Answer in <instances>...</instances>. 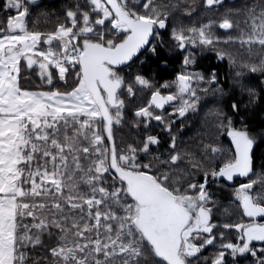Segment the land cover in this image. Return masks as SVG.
I'll list each match as a JSON object with an SVG mask.
<instances>
[{"label":"snow or ice","instance_id":"6c2138e0","mask_svg":"<svg viewBox=\"0 0 264 264\" xmlns=\"http://www.w3.org/2000/svg\"><path fill=\"white\" fill-rule=\"evenodd\" d=\"M3 10L0 264H264V0Z\"/></svg>","mask_w":264,"mask_h":264},{"label":"trees","instance_id":"16d2710c","mask_svg":"<svg viewBox=\"0 0 264 264\" xmlns=\"http://www.w3.org/2000/svg\"><path fill=\"white\" fill-rule=\"evenodd\" d=\"M53 1V2H52ZM67 2V0H42V5L44 7H51L53 9L59 10L62 8V6ZM246 2H249V0H238V2L234 3H229L227 2L230 6L232 4H235L237 7L245 4ZM4 1L0 0V24L6 22L7 15L6 12L3 10L4 7ZM55 25V22H46L45 18L39 15L38 10H33V16L32 19L29 21V27L33 30H41V31H46V30H51ZM213 64L211 63V66ZM228 66L227 63H224V70L223 72H228ZM256 80H253V83H256ZM22 83L25 85V87H31L35 88L37 84L36 77L31 78V83L28 81H22ZM209 108H211V105H209ZM248 119L253 127H259L262 123H264V112L260 111H251ZM205 120L211 121L212 116L208 114L207 109L205 110V114L200 116V123L197 124L199 126L200 132L203 131L202 125L204 124Z\"/></svg>","mask_w":264,"mask_h":264},{"label":"flooded vegetation","instance_id":"af4514ba","mask_svg":"<svg viewBox=\"0 0 264 264\" xmlns=\"http://www.w3.org/2000/svg\"><path fill=\"white\" fill-rule=\"evenodd\" d=\"M3 1L6 3V0H3ZM226 2L234 3V2H238V0H226ZM3 9H4V7H3ZM6 14H8V13L6 12ZM200 63L203 64L205 67H212V66H215L217 62L215 61V59L213 57V54L209 52V53H206L201 58ZM211 63L213 64L212 66H211ZM171 68H174V69H177V70L179 69V61H178V59L171 64ZM223 70H224V65L220 69V71L223 72ZM169 78H171V77L169 76ZM198 133H200L199 126H197V124H194V122H189V126L186 127L184 129V132L181 133L180 135L183 137L185 142H195V139L197 138V134ZM221 142L223 143V145L226 148L227 147H231L230 140L228 138L222 137L221 138ZM256 163H257V171H260L259 165L261 163H264V161L257 160ZM224 194L227 195V192H225Z\"/></svg>","mask_w":264,"mask_h":264}]
</instances>
